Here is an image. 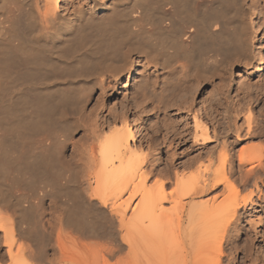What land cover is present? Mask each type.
<instances>
[{"label":"bare ground","instance_id":"1","mask_svg":"<svg viewBox=\"0 0 264 264\" xmlns=\"http://www.w3.org/2000/svg\"><path fill=\"white\" fill-rule=\"evenodd\" d=\"M263 43L264 0H0V264L239 256L254 243L241 209L264 201V147L228 153L242 139L229 81L262 77ZM203 84L226 90V128L195 112L194 132L187 121L168 127V112L185 110L179 89ZM90 100L101 115L87 111ZM76 122L81 144L70 138ZM226 137L236 139L229 149ZM61 139L70 153L57 156ZM188 140L200 149L169 154ZM238 182L254 189L249 197L239 199ZM253 233L264 238V227Z\"/></svg>","mask_w":264,"mask_h":264},{"label":"rangeland","instance_id":"2","mask_svg":"<svg viewBox=\"0 0 264 264\" xmlns=\"http://www.w3.org/2000/svg\"><path fill=\"white\" fill-rule=\"evenodd\" d=\"M263 46H262V49H263V51H264V43L262 44ZM210 73V74H209ZM242 73V74H241ZM240 74H241V77H238V75H236L235 77H233L234 79H232L231 81H229L230 83H231V88H232V94H233V97H235L236 99V101H239L238 102V104H239V117H238V119H237V123H238V125L241 127V130H242V134H241V136H242V139L241 140H239V142H238V144H232V146H234L235 147V149H234V147H232L231 145H229L230 143H234V141L236 140L235 139V137H231V138H225V140L226 139H228V140H226V144H227V146H228V149L230 148V146H231V148H230V150H232V151H228V153L230 154V156L233 154L234 155V153L235 152H237L238 150H239V152L242 150V149H244V148H247V147H251V146H258V147H264V101H261L260 103L258 102V101H256L257 100V95L259 96V99L261 98V97H263V100H264V89H263V87H264V74L262 75V77L260 78V79H253V80H246L247 79V75H246V73H245V71H242ZM210 75V77H209V75ZM208 74H207V76H208V78H209V80L210 79H212L213 81L215 80V74H217V72H215V71H209L208 72ZM236 74H238L237 72H236ZM237 78V79H236ZM243 78V79H242ZM245 78V79H244ZM240 79V80H239ZM234 81V82H233ZM253 81V82H252ZM200 82V81H199ZM228 82V83H229ZM243 82V83H242ZM250 83L249 85H250V88H252V89H249L248 91H250L249 93L251 94V98L250 99H252V102H251V100H249L248 98V96H247V94L245 95V92L247 93L248 91H247V84H246V86H245V83ZM227 83V84H228ZM252 84V85H251ZM258 84H259V86H258ZM230 85V84H229ZM248 85V86H249ZM256 85V86H255ZM262 85V86H261ZM218 86V85H217ZM222 86H224V85H222ZM228 86V85H227ZM244 86V87H243ZM258 86V87H257ZM253 87H254V89H253ZM196 90H193V88H191V89H179L180 91H183V93L182 92H177L176 94L177 95H175L176 97H178V93H180L182 96H179V99L181 100L182 98V101L181 102H185V103H183V105H181V103H180V100H178V103L176 102V104H179L180 103V106L181 107H179V108H183V107H185V110L183 109H180L179 110V112H174V111H177L178 109L177 108H175V106H174V108H172L171 109V111H169L168 113L170 114H168V117H173L172 118V120H173V124L175 123V121H176V125H174L173 126V124H171L172 123V120H171V118L170 119H168L167 118V120H171V121H168V122H171V123H166L167 125L168 124H171V126L170 125H168V127H175V126H183L184 127V125L186 124L187 125V123H188V126H189V128L191 129V131L192 132H194V128L195 127H193V126H195V124H194V120H193V114H197L201 119H203V121L205 122V123H207V124H209L208 126L210 127V129H211V127L212 126H214V124L216 125V128H219V129H223L225 126H226V115H224V113L225 112H223L225 109H226V106L225 105H223V104H225L224 102H226V101H224V102H222L223 101V99H225L224 97H226L225 96V94H224V92H226V90L223 88V92H222V89H220V87H219V89L217 88V87H215V85L214 86H208V85H205V84H203L202 86H200V88H199V86H196V87H194ZM241 88V89H240ZM178 90V91H179ZM188 90L191 92V93H189L188 92ZM193 90V91H192ZM198 90V91H197ZM259 92H260V94H259ZM211 93V94H210ZM223 93V94H222ZM85 94H86V92H85ZM212 94H214V95H212ZM254 94H256V96L253 95ZM210 95V96H209ZM84 96V97H83ZM212 96H213V98H212ZM246 96V97H245ZM86 96L85 95H81V97L80 98H82V100H83V98H85ZM123 96H121V98H119L120 100L119 101H121V103H123V105H127L129 102L128 101H130V98H128V97H126V99L123 97ZM186 97V98H185ZM209 97H210V99H209ZM223 97V98H222ZM252 97H255L254 99L252 98ZM212 98V99H211ZM216 98V100L215 101H212V100H214ZM221 100H220V99ZM246 98H247V101L249 100L251 103H249V101H248V103L247 102H245L246 101ZM123 101H122V100ZM129 99V100H128ZM173 99H174V97H173ZM172 99V101H174ZM185 99V100H184ZM209 99V100H208ZM240 99V100H239ZM127 101V104H125L126 103V101ZM176 100V99H175ZM205 100H207V101H205ZM254 100V101H253ZM125 101V102H124ZM210 101H212V102H210ZM221 101V102H220ZM256 101V102H255ZM205 103V104H203V103ZM208 102V103H207ZM217 102V103H216ZM219 102L222 104H219ZM245 102V103H244ZM94 104V101H92V100H90V102L87 104V106H86V109H87V111H89V110H91V112H92V110H93V108H92V106H93V104ZM117 103V102H116ZM121 103H118V105L116 106V108L114 107L113 108V106H110V104H109V102L107 103V104H109V105H107L108 107H109V109H110V107H111V110H112V108L114 109V111L116 110L117 111V113H119L120 111H122L123 110V108H122V110L120 109V107H118ZM211 103V106L212 107H215V109H214V111L213 110H211L210 109V105H208V104H210ZM185 104V105H184ZM193 104V105H192ZM123 105H121V107L123 106ZM197 105H198V107H200L201 109H199L198 107H197ZM207 105H208V110H207ZM213 105H215V106H213ZM221 105V107H219ZM183 106V107H182ZM191 106V107H190ZM205 106V107H204ZM218 106V107H217ZM224 107V108H223ZM70 108V109H69ZM91 108V109H90ZM197 108V109H196ZM205 108H206V110L208 111V114H204V115H202L203 114V112H204V110H205ZM217 108V109H216ZM250 108V110L251 111H253V112H250L249 113V111H248V109ZM70 110V111H72L74 108H72L71 106H68L67 107V110ZM72 109V110H71ZM118 109V110H117ZM189 109L191 110V112L189 111ZM200 110L199 112H197V110ZM66 110V111H67ZM69 110L67 111V113L69 112ZM120 110V111H119ZM210 110V111H209ZM216 110V111H215ZM223 110V111H222ZM94 111L95 110H93V112H92V114H93V117H94V114H97V112L99 111V112H101L100 110H98V111H96V113H94ZM115 111V112H116ZM226 111V110H225ZM98 112V113H99ZM140 112V111H139ZM142 112H143V110H142ZM148 113H149V111H147ZM193 112H195V113H193ZM215 113V115H214V113ZM70 113V112H69ZM144 113H145V111H144ZM178 113H180V114H178ZM213 113V114H212ZM130 114V113H129ZM147 114V113H146ZM178 114V115H177ZM218 116H217V115ZM222 114V115H221ZM99 115H101L100 113H99ZM149 114H147V115H142L141 116V118L143 119L144 117H147ZM211 115H213V116H211ZM224 115V116H223ZM163 116V115H162ZM162 116H161V118H162ZM209 116H211L210 118H209ZM223 116V118L221 119V117ZM179 117H182V119H179ZM215 117V118H214ZM86 118V117H85ZM217 118V119H216ZM160 119V118H159ZM158 119V120H159ZM175 119H179V120H182V121H177V120H175ZM158 120H156V122L158 121ZM212 120V121H211ZM223 120H225V121H223ZM163 121V119L161 120L160 119V121H158V125H156L157 126V128L159 127V129L158 130H160L161 129V125H162V122ZM186 121H187V123H186ZM131 122H132V119H131ZM160 122V123H159ZM164 122V121H163ZM178 122H179V124H178ZM189 122H191L190 124L192 125H190L189 124ZM79 123V122H78ZM77 122H76V124H75V128H74V131H72V133L71 134H73L72 135V137L70 136V138L72 139V140H74V141H76V140H80L79 142H80V144L81 143H83L85 140L84 139H82V138H84L85 136V134L83 133V126L82 127H80V126H78V125H80V123L78 124ZM133 123V122H132ZM131 123V124H132ZM136 123V122H135ZM135 123H133L132 125L134 126V124ZM164 124V123H163ZM178 124V125H177ZM181 124V125H180ZM194 124V125H193ZM76 125H77V127H78V129H77V127H76ZM146 125V129H148V128H150L151 129V127L150 126H148V124H145ZM185 125V126H186ZM210 125H212V126H210ZM161 126V127H160ZM191 126V127H190ZM215 127V126H214ZM81 128V129H80ZM141 128V127H140ZM143 128V127H142ZM139 129L138 128V130H139V132L141 133V135L142 136H144V135H146L147 134V131L145 130H143V129ZM175 128H177V127H175ZM193 128V129H192ZM226 128V127H225ZM76 129V130H75ZM149 130V129H148ZM162 130H163V128H162ZM212 130V129H211ZM142 131V132H141ZM224 131H225V129H224ZM249 131H250V133L252 134L251 136L248 134L249 133ZM144 132H145V134H144ZM225 133V132H224ZM227 133V132H226ZM225 133V134H226ZM144 134V135H143ZM224 134V135H225ZM162 135H164V134H162ZM84 136V137H83ZM158 136V135H157ZM159 136H160V134H159ZM225 136H228V133L225 135ZM78 137V138H77ZM161 137V136H160ZM80 138V139H79ZM62 140V142H58V143H56V145H54V147H56V149L53 147V151H54V153L57 155V156H63V155H65L66 153L68 154V153H70V150H69V148H70V146H69V143L67 142H63V139H61ZM84 140V141H83ZM230 143H229V142ZM191 142V143H190ZM59 144H61V145H59ZM66 144V145H65ZM182 145H179L178 147H176V145H174V146H171L170 148H168V152H169V154H173V153H177V154H184V153H186L187 151H189V150H192L193 152H195L196 151V149H200V147L198 146V145H194V143H192V141L191 140H188L187 142H185V143H181ZM62 146H65L64 148L62 147ZM62 147V150L60 149ZM59 148V149H58ZM58 149V150H57ZM63 149H64V151H63ZM55 151H58V154H57V152H55ZM61 151V152H60ZM64 152V153H63ZM233 152V153H232ZM232 153V154H231ZM236 155V154H235ZM182 161H184V159L182 160ZM177 170H181V168H177ZM188 170H190V169H188ZM188 170H186L185 171V173L188 175V174H191V172L193 171V169H191L190 171H188ZM239 183V182H238ZM239 185V186H238ZM240 185H241V183H239V184H237V186H238V189H239V199H241V198H243V199H245V198H247V197H249L251 194H250V192L252 193V190H254L252 187H247V188H244V187H242L243 186V184L241 185V187H240ZM157 187V186H156ZM154 188H155V186H154ZM169 188V189H168ZM173 187H172V185L171 186H168L167 187V191H169V190H171ZM241 190V191H240ZM215 194L216 195H218L217 194V192L216 193H213V196H215ZM250 194V195H249ZM257 193H255V195H253V198L255 199V201L257 202V195H256ZM211 197H212V195H211ZM210 197V198H211ZM263 197H264V194H263ZM206 199V198H205ZM204 199V200H205ZM220 200H219V202H221L222 200H223V198H219ZM50 201V199L48 198H45L44 199V202L43 203H47V202H49ZM165 206L166 207H169V205L168 204H165ZM240 214H241V216L240 217H242V228L245 230V231H247L250 235H251V237H252V239L254 240V243L251 245V244H247L245 241H244V244L242 245V250H241V252H240V254H239V256L237 255L236 257H233V255L231 256V258H230V256H229V258L227 257L229 254H231L230 253V251L228 250V249H226L225 248V251H224V255H223V257L222 256H220V255H218V256H215L214 258V263L215 264H219L220 262H221V264H227V261L226 260H230L231 259V263L233 262V260H232V257L234 258V263L233 264H251L252 263V261L254 260H256V263L255 264H264V246H262V241H263V237H261V234L260 235H256V233H253V231H254V229L255 228H258L259 229V232H260V230L264 227V224L262 223V224H258V220L259 219H262L263 221H264V201L263 202H261V203H257V204H253V205H251L248 209H246V208H243V209H241V212H240ZM48 219H43V221H47ZM40 237H41V235L42 234H38ZM246 236H247V233L246 232H244L243 234H241L240 235V237H239V239L241 238H243L244 240H246ZM40 237H38V239H40ZM248 238H249V236H248ZM245 245H247L248 246V248H249V250L248 251H246V249H245ZM263 245H264V243H263ZM235 255V254H234ZM243 255H245V256H248V257H246L245 259H243L244 258V256ZM220 256V257H219ZM222 257V258H221ZM220 258H221V261H220ZM235 258H236V260H235ZM218 261H219V263H218ZM7 262V263H6ZM4 264H9V261H5V263Z\"/></svg>","mask_w":264,"mask_h":264}]
</instances>
